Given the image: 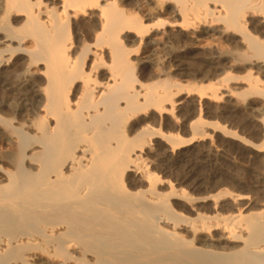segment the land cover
I'll use <instances>...</instances> for the list:
<instances>
[{
  "label": "bare ground",
  "instance_id": "1",
  "mask_svg": "<svg viewBox=\"0 0 264 264\" xmlns=\"http://www.w3.org/2000/svg\"><path fill=\"white\" fill-rule=\"evenodd\" d=\"M0 264H264V0H0Z\"/></svg>",
  "mask_w": 264,
  "mask_h": 264
},
{
  "label": "rangeland",
  "instance_id": "2",
  "mask_svg": "<svg viewBox=\"0 0 264 264\" xmlns=\"http://www.w3.org/2000/svg\"><path fill=\"white\" fill-rule=\"evenodd\" d=\"M140 58L145 60L146 61V57L148 56V53L144 52V53H140ZM191 97L188 98V100H190ZM229 99V97L227 96L225 98V102L223 101L221 103V105H228L226 104V101ZM184 119V118H183ZM181 119V122L183 123L184 120ZM187 125V123H186ZM238 130H242V128L239 127ZM245 132L247 134H249V130H245ZM223 133L222 132H215L214 133V137L212 138H209V139H206L204 141H201V142H198L196 143L194 146L192 147H189V148H186V149H183L182 153H169V157L171 160L174 159V162H175V166H174V171H178L182 168H180L181 166L183 167L184 164L187 165L188 163H194V160H198L199 161V158L198 155H199V152H202V151H211L213 152L214 154L220 156L221 154L224 153V150L227 149V148H232L234 150H236V154L233 156L232 158V161H233V164H236V166H240L239 168L241 170H248L249 169V162L248 160H252L254 159V154L250 152V150L243 146V145H240L239 143L237 142H234V141H231L230 139H225L222 135ZM213 140V141H212ZM226 140V141H225ZM225 141V142H224ZM236 143V144H234ZM251 157V158H250ZM246 158V159H245ZM249 158V159H248ZM198 161H196L195 163H198ZM244 161V162H243ZM242 162V163H241ZM249 163V164H248ZM201 165V163H199ZM248 164V165H246ZM179 166V168L177 169V167ZM216 166V165H215ZM218 166V165H217ZM216 166V167H217ZM187 167V166H186ZM192 167H190L188 170H190ZM196 168V167H195ZM195 168H193L194 170H196ZM209 168L212 169V167H210L209 165L207 166V168H203V167H199L198 166V169H201L202 171L203 170H210ZM197 171V170H196ZM190 177V174L187 175L186 179ZM241 180H242V183L246 186H248V184L250 183V178L246 175V173L242 174L241 175ZM201 182H203V185L204 184V180H202Z\"/></svg>",
  "mask_w": 264,
  "mask_h": 264
},
{
  "label": "snow or ice",
  "instance_id": "3",
  "mask_svg": "<svg viewBox=\"0 0 264 264\" xmlns=\"http://www.w3.org/2000/svg\"><path fill=\"white\" fill-rule=\"evenodd\" d=\"M81 25L83 26V28H84V31H85V32H87V31H88V27H87V24H86V22H84V21H81Z\"/></svg>",
  "mask_w": 264,
  "mask_h": 264
}]
</instances>
